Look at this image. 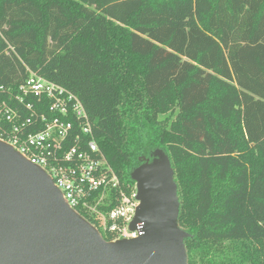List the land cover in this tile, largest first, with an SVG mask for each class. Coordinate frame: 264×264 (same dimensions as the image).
Returning a JSON list of instances; mask_svg holds the SVG:
<instances>
[{
	"label": "trees",
	"instance_id": "16d2710c",
	"mask_svg": "<svg viewBox=\"0 0 264 264\" xmlns=\"http://www.w3.org/2000/svg\"><path fill=\"white\" fill-rule=\"evenodd\" d=\"M27 71L79 98L123 191L168 156L187 264H264V0H0V103Z\"/></svg>",
	"mask_w": 264,
	"mask_h": 264
},
{
	"label": "water",
	"instance_id": "95a60500",
	"mask_svg": "<svg viewBox=\"0 0 264 264\" xmlns=\"http://www.w3.org/2000/svg\"><path fill=\"white\" fill-rule=\"evenodd\" d=\"M135 239L106 241L63 201L40 168L0 141V264H187L168 156L156 150L131 174Z\"/></svg>",
	"mask_w": 264,
	"mask_h": 264
},
{
	"label": "built area",
	"instance_id": "2783aa9c",
	"mask_svg": "<svg viewBox=\"0 0 264 264\" xmlns=\"http://www.w3.org/2000/svg\"><path fill=\"white\" fill-rule=\"evenodd\" d=\"M27 73L0 103V141L44 171L68 207L97 222L96 229L113 242L138 238L140 231L129 228L139 205L136 186L123 191L94 140L82 102L64 87Z\"/></svg>",
	"mask_w": 264,
	"mask_h": 264
}]
</instances>
